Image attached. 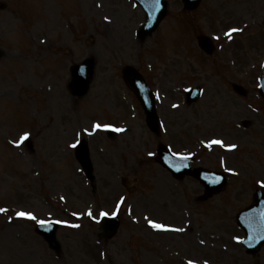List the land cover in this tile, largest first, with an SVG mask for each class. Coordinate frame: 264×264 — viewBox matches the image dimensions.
<instances>
[{
	"label": "rangeland",
	"instance_id": "obj_1",
	"mask_svg": "<svg viewBox=\"0 0 264 264\" xmlns=\"http://www.w3.org/2000/svg\"><path fill=\"white\" fill-rule=\"evenodd\" d=\"M167 2L165 18L142 41L136 32L145 14L133 0H0L5 4L0 9V207L9 210L0 213V264H264V246L249 255L235 241L244 237L236 215L253 202L258 181L264 180L258 80L264 0H203L192 12L182 0ZM231 28L240 34L225 35ZM201 34L215 41L213 54L198 48ZM88 57L96 63L91 88L77 98L69 89V67ZM127 65L142 72L159 94L166 132L160 140L175 152L194 149L196 166L234 169L224 191L200 201V183L175 182L157 164L159 141L121 77ZM232 82L248 94L237 95ZM193 85H201L203 93L186 107L184 94ZM105 121L131 128L113 137L93 129ZM25 133L31 145L20 142ZM80 136L87 137L91 152L92 185L71 147ZM210 138L238 147L200 151ZM123 176L137 179L130 191ZM123 194L118 233L95 244L100 228L86 214L93 208L98 221ZM21 210L37 220L16 217ZM76 210L84 214L80 229L60 228L62 250L54 253L34 226L55 217L72 220ZM148 220L183 231H156Z\"/></svg>",
	"mask_w": 264,
	"mask_h": 264
},
{
	"label": "water",
	"instance_id": "obj_2",
	"mask_svg": "<svg viewBox=\"0 0 264 264\" xmlns=\"http://www.w3.org/2000/svg\"><path fill=\"white\" fill-rule=\"evenodd\" d=\"M200 0H185L186 2V5L189 7V8H193L195 7L198 3H199ZM162 4L165 6V3L163 2V0H159V3L156 2V0H144V5H145V8L147 9L148 11V22L146 23V25L143 27V31H142V36L145 37L147 34L151 33L152 30L155 28V26L157 25L159 19L163 16V14L165 13V9L162 10ZM201 43L202 45H205L204 43V39L201 40ZM206 47V46H205ZM92 62L91 61H87L85 62V65H86V68H85V71H87L89 69V67L91 66ZM77 69L79 67H76ZM76 71V70H75ZM91 69L88 70V72H90ZM133 73V70L131 69H128L126 71V74H127V77L130 81V83L134 86V89L137 91V93L139 94V96L141 97L142 99V95H143V92H144V89L142 90L141 86L138 84L141 79V77L138 78H135L137 77L136 75H132ZM77 76V72H75V76ZM135 78V79H134ZM138 79V80H136ZM80 83V82H78ZM88 83H89V79L86 78V81L83 82V84L81 85L82 89L80 91V94H84L86 93L87 89H88ZM262 89H261V93L262 95L264 96V74H263V77H262ZM145 107H146V110L147 111H150L149 109L151 107H149L148 103H145ZM154 112L153 111H150L149 114V122L152 124L153 120H154V116L152 115ZM85 156H87V153L86 151H83L81 150L80 151V154H79V157L82 159V161L85 163L86 162V158ZM162 159V157H160V160ZM193 173L194 175H197L199 176L200 174L196 172H191ZM216 189H214L213 191H215ZM213 191L209 192V194H212ZM208 194V195H209ZM248 218H252V213H249L247 214V217L244 218L242 217L240 220L241 222H243V225L244 227L246 228V230L249 232L250 229H251V226H259L261 228L264 227V223L260 222V223H256V222H250V221H247ZM250 220H253L254 219H250ZM259 242V241H258ZM264 242V241H263ZM255 246V245H254ZM251 251H255V250H252Z\"/></svg>",
	"mask_w": 264,
	"mask_h": 264
},
{
	"label": "snow or ice",
	"instance_id": "obj_3",
	"mask_svg": "<svg viewBox=\"0 0 264 264\" xmlns=\"http://www.w3.org/2000/svg\"><path fill=\"white\" fill-rule=\"evenodd\" d=\"M157 3H159V0H156ZM105 19H107V17H105ZM241 31V29H238V28H231L229 30V32L225 33V35L229 36L231 38V34L232 33H235V32H239ZM174 107H177L176 105H174ZM93 129H96V130H99L101 128H111L112 126L111 125H102L101 123L97 122L95 123L94 125H92ZM116 131H124V129H115ZM85 132L88 131V129H85L84 130ZM28 133H25L23 137H21V141L22 142L24 139H27L28 137ZM19 143V142H17ZM211 145H220L221 147H226L228 149H235L237 148L238 146L236 144H225V142L223 140H219V139H213L211 141H209V146ZM71 147H76V144H72ZM149 155H153V153H149ZM174 155H181L183 156V154L181 153H174ZM183 158H187V157H183ZM228 171L230 172H234V169H231L229 168ZM258 183L260 184V186L262 188H264V180H260L258 181ZM123 200V198H121ZM119 207V206H118ZM9 210L7 208H2L0 207V213H4V212H8ZM113 215H115L116 213H112ZM73 215H76L75 213H73ZM88 215L89 216H93L92 212L89 211L88 212ZM100 215L101 216H107L109 215V213L107 212H100ZM15 216L18 217V218H26V219H31V220H37V217L34 213L30 212V211H17L15 213ZM9 219H11V217H9ZM93 219H95V217H93ZM39 223L43 224V223H46L45 221H38ZM57 223H65L64 221H57ZM148 223L149 225L152 227V228H155V229H158V230H174V231H183V229H171L170 226L168 225H165V224H162V223H159V222H156V221H153V220H148ZM73 227H79V225H73ZM236 239H240L239 237H237ZM188 264H197L196 261L194 260H189L188 261ZM204 264H208V261H204Z\"/></svg>",
	"mask_w": 264,
	"mask_h": 264
}]
</instances>
